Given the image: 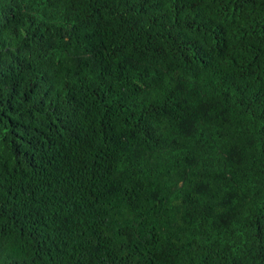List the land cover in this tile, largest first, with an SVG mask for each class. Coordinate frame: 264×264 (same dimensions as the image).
<instances>
[{"label":"trees","instance_id":"1","mask_svg":"<svg viewBox=\"0 0 264 264\" xmlns=\"http://www.w3.org/2000/svg\"><path fill=\"white\" fill-rule=\"evenodd\" d=\"M0 264H264V0H0Z\"/></svg>","mask_w":264,"mask_h":264}]
</instances>
